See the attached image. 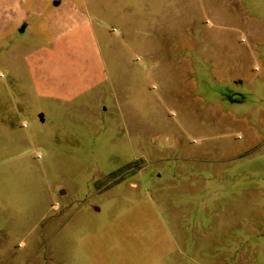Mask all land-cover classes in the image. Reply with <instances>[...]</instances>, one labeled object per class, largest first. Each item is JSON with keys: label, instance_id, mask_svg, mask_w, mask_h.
<instances>
[{"label": "rangeland", "instance_id": "obj_1", "mask_svg": "<svg viewBox=\"0 0 264 264\" xmlns=\"http://www.w3.org/2000/svg\"><path fill=\"white\" fill-rule=\"evenodd\" d=\"M0 264H264V0H0Z\"/></svg>", "mask_w": 264, "mask_h": 264}]
</instances>
